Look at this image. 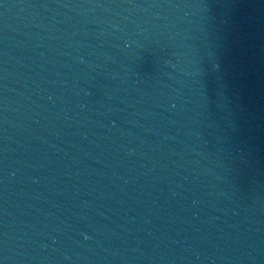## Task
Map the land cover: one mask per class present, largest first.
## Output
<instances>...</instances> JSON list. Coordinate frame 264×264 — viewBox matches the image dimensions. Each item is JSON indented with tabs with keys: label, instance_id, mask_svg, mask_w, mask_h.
<instances>
[{
	"label": "water",
	"instance_id": "water-1",
	"mask_svg": "<svg viewBox=\"0 0 264 264\" xmlns=\"http://www.w3.org/2000/svg\"><path fill=\"white\" fill-rule=\"evenodd\" d=\"M0 264H264V0H0Z\"/></svg>",
	"mask_w": 264,
	"mask_h": 264
}]
</instances>
